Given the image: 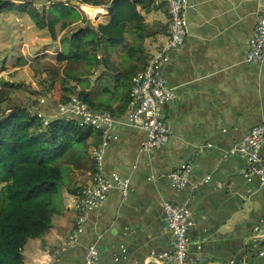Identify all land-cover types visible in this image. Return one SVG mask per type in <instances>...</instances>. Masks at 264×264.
Returning a JSON list of instances; mask_svg holds the SVG:
<instances>
[{
	"label": "crops",
	"instance_id": "crops-1",
	"mask_svg": "<svg viewBox=\"0 0 264 264\" xmlns=\"http://www.w3.org/2000/svg\"><path fill=\"white\" fill-rule=\"evenodd\" d=\"M261 6L264 0H188L185 42L161 68L175 93L160 106L171 135L165 144L140 151L145 132L126 124V112L114 116L102 172L127 178L130 192L123 197L111 189L88 211L76 243L60 253L63 264H81L89 244L98 249V264H155L148 261L150 253L170 249L162 220L165 200L185 204L192 212L190 264H264V183L244 178V160L228 154L264 120V64L245 62ZM137 9L146 23L163 31L145 39L151 56L166 40L167 9L158 4ZM58 101L46 98L44 115L58 116ZM260 155L264 159V144ZM183 163L191 165L190 178L177 191L166 174ZM204 178L209 181L194 186ZM64 203L75 214L78 197L65 194ZM70 227L54 226L43 239H29L22 251L24 264H53Z\"/></svg>",
	"mask_w": 264,
	"mask_h": 264
},
{
	"label": "trees",
	"instance_id": "trees-1",
	"mask_svg": "<svg viewBox=\"0 0 264 264\" xmlns=\"http://www.w3.org/2000/svg\"><path fill=\"white\" fill-rule=\"evenodd\" d=\"M22 1L15 6L0 0V12L26 13L61 44L53 60L27 63L22 56L18 61L29 65L40 86L49 82L39 94L47 98L52 83L59 81L70 94L60 101L75 95L92 110L116 117L127 112L132 77L150 58L145 39L163 32L146 23L137 9L154 0H47V8L35 7L37 0ZM77 1L106 4L108 21L87 22L72 6ZM6 85L0 79V264H24L22 251L29 239H43L54 226H75L79 210L68 211L64 195L79 199L93 181L97 168L91 148L99 145L101 130L80 124L76 116L58 115L44 125L37 113L44 114L45 100L28 108V99L9 97Z\"/></svg>",
	"mask_w": 264,
	"mask_h": 264
},
{
	"label": "built area",
	"instance_id": "built-area-1",
	"mask_svg": "<svg viewBox=\"0 0 264 264\" xmlns=\"http://www.w3.org/2000/svg\"><path fill=\"white\" fill-rule=\"evenodd\" d=\"M154 3L162 4L167 9L166 40L159 50L150 56L146 66L132 77L130 102L126 112V124L139 127L145 132V138L140 143V151H150L165 144L171 135V128L163 120L160 106L171 100L175 93L161 74V68L170 58L171 52L183 46L188 31L186 19L188 0H154ZM79 6L85 20L91 24H94V20L105 17L109 13L107 5L94 6L81 1ZM245 62L252 67L264 64V6L256 11L255 23L246 49ZM56 107L58 115L67 118L76 116L80 124L101 130L99 145L91 148L97 172L93 181L82 190V195L78 199L76 208L79 210V214L75 226L55 251L56 258L53 264H63L60 261V253L76 243L77 235L82 230V223L88 211L102 203L111 189L118 190L123 197H126L130 192V184L127 178L117 173L104 175L102 172L104 148L109 139L108 129L115 117L106 110H92L76 96H71L65 102L58 101ZM37 114L45 117L44 122L48 123L49 117L42 113ZM263 144L264 120L252 126L228 151V154L238 155L244 160V168L240 171L244 178L255 177L261 183H264V159L260 155ZM190 171L191 165L183 163L167 172L166 177L170 185L180 191L188 185ZM208 181V178H204L194 186ZM227 185L230 187L231 182ZM162 220L169 234L170 249L161 252L152 251L148 261L155 264H190L194 262L190 258V239L187 234L189 227L193 224L190 208L185 204L165 200L162 204ZM260 221L264 223V215ZM98 258L99 252L96 245L89 244L81 264H98ZM226 264H234V261L230 260Z\"/></svg>",
	"mask_w": 264,
	"mask_h": 264
},
{
	"label": "rangeland",
	"instance_id": "rangeland-1",
	"mask_svg": "<svg viewBox=\"0 0 264 264\" xmlns=\"http://www.w3.org/2000/svg\"><path fill=\"white\" fill-rule=\"evenodd\" d=\"M10 1L15 6L23 2L22 0ZM64 1L65 3L69 2V0ZM80 3L81 1H77L72 6L77 8L80 15L84 17L79 6ZM49 4L50 2L47 0H37L33 3L35 7L43 6L44 8H47ZM105 17L94 20V25L106 23L109 16ZM60 45L58 40L50 38L47 30L36 27L33 20L26 13L10 8L2 10L0 12V79L7 83L3 88L8 90V96L11 95L12 98L17 100L28 99L26 102L28 108L35 109L36 100L43 102L46 97L41 96L39 93L48 87L49 82H45L40 86L38 76H35L29 65H19L18 61L22 56L25 57L27 63L35 60H53L61 50ZM63 94L70 95L69 91L59 81H55L48 91L47 98L60 101ZM37 116L41 117L39 114ZM44 119L45 117H41V121L46 125Z\"/></svg>",
	"mask_w": 264,
	"mask_h": 264
}]
</instances>
